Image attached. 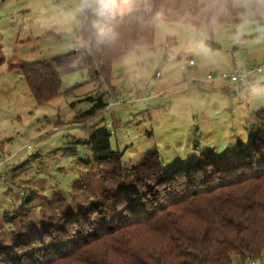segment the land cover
<instances>
[{"label": "rangeland", "instance_id": "obj_1", "mask_svg": "<svg viewBox=\"0 0 264 264\" xmlns=\"http://www.w3.org/2000/svg\"><path fill=\"white\" fill-rule=\"evenodd\" d=\"M231 1L235 8L245 4ZM95 3L0 0V55L5 60L0 65V232L13 218L14 227L27 225V218L39 225L42 215L46 219L55 204L64 202L61 193L66 201L74 195L76 204L89 203L87 196L100 187L98 171L87 164L93 129L109 132L110 147L121 154L124 169L156 155L167 177L246 147L256 115L264 111V8L211 30L159 20L152 48L139 47L114 64L110 87L75 70L61 78L55 99L36 104L23 75L10 71L8 63L46 61L74 48L89 53L73 31L82 8ZM151 7V0H133L121 15ZM254 68L262 72L231 89L217 79L234 69L246 73ZM207 75L214 80L207 81ZM99 97L107 108L81 122L79 114ZM251 264H264V251Z\"/></svg>", "mask_w": 264, "mask_h": 264}, {"label": "trees", "instance_id": "obj_2", "mask_svg": "<svg viewBox=\"0 0 264 264\" xmlns=\"http://www.w3.org/2000/svg\"><path fill=\"white\" fill-rule=\"evenodd\" d=\"M132 1L96 0L83 11L73 35L89 53L72 51L32 64L10 61L9 70L23 75L36 104L42 105L60 94L61 78L75 70L110 87L114 64L139 47L152 48L159 20L211 30L264 8V0H244L242 8L231 0H151L150 11L121 15ZM4 62L0 55V65ZM106 108L99 97L79 120H92ZM256 119L246 147L167 177L156 155L124 169L121 154L110 147L109 132L93 129L87 164L100 176L97 193L87 196L86 206L76 204L74 195L66 201L61 193L64 202L55 204L46 219L42 215L39 225L29 218L25 226L14 227V218L4 223L0 264L255 262L264 251V111Z\"/></svg>", "mask_w": 264, "mask_h": 264}, {"label": "built area", "instance_id": "obj_3", "mask_svg": "<svg viewBox=\"0 0 264 264\" xmlns=\"http://www.w3.org/2000/svg\"><path fill=\"white\" fill-rule=\"evenodd\" d=\"M73 51H79L76 48L73 49ZM189 65H193L192 61L188 62ZM261 68H254V69H249L247 70L246 73H244L241 69H234L233 72L228 75H221L217 79L219 80H226L228 83V88L231 89L232 85L234 84H246L247 80L249 78H255L261 73ZM207 81H213L214 78L211 76L207 75L206 76Z\"/></svg>", "mask_w": 264, "mask_h": 264}, {"label": "crops", "instance_id": "obj_4", "mask_svg": "<svg viewBox=\"0 0 264 264\" xmlns=\"http://www.w3.org/2000/svg\"><path fill=\"white\" fill-rule=\"evenodd\" d=\"M86 8H88V7H83L82 9H83V11L86 9ZM79 24V23H78ZM78 26V25H77ZM257 77V76H256ZM221 81V80H220ZM223 81V80H222ZM226 85L228 86V84L226 83ZM232 86H234V85H232ZM233 88V87H232Z\"/></svg>", "mask_w": 264, "mask_h": 264}]
</instances>
